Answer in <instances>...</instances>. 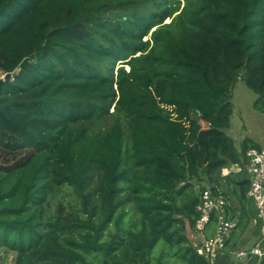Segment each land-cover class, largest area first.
Instances as JSON below:
<instances>
[{"label": "trees", "instance_id": "obj_1", "mask_svg": "<svg viewBox=\"0 0 264 264\" xmlns=\"http://www.w3.org/2000/svg\"><path fill=\"white\" fill-rule=\"evenodd\" d=\"M1 71L0 249L15 264H215L189 230L241 162L226 133L240 73L264 113V0H0ZM250 183L234 182L225 247L249 227Z\"/></svg>", "mask_w": 264, "mask_h": 264}, {"label": "built area", "instance_id": "obj_2", "mask_svg": "<svg viewBox=\"0 0 264 264\" xmlns=\"http://www.w3.org/2000/svg\"><path fill=\"white\" fill-rule=\"evenodd\" d=\"M247 156L248 168L252 174L248 195L255 202L258 217L264 219V149L250 147L247 149ZM227 205L222 191L213 193L207 188L200 195L194 232L197 252L206 258L211 259L225 248L233 227V223L227 218ZM213 214L217 216L216 227L213 233L207 234ZM237 255L241 258L248 255L259 257L264 255V250L259 243L249 250L237 252Z\"/></svg>", "mask_w": 264, "mask_h": 264}, {"label": "rangeland", "instance_id": "obj_3", "mask_svg": "<svg viewBox=\"0 0 264 264\" xmlns=\"http://www.w3.org/2000/svg\"><path fill=\"white\" fill-rule=\"evenodd\" d=\"M6 75L7 73L5 74L2 71L0 72V76L5 77ZM257 97V92L248 86L245 80L244 72L240 73L233 86L232 101L234 104V112L231 120V126L226 130V133L231 136L235 142L239 141L242 138V134L245 133L247 137L255 139L264 149V113L254 107V102ZM215 227V224H211L209 233H213ZM189 233L196 245L195 232L190 229ZM243 242L245 244H242ZM254 242L255 240L252 236V230L242 235L241 240L239 241V243H241V248L238 244L234 246V248H231L234 249L232 251H236L230 256L234 262L233 264H239L236 263L237 260H242L246 264L255 260V258L251 255H248L245 258H241L237 255L238 250L242 248V250H248ZM262 248L264 250V241ZM262 256H259V258ZM15 260V252L9 249H0V264H15ZM211 260L215 264H218L217 253L211 258Z\"/></svg>", "mask_w": 264, "mask_h": 264}, {"label": "crops", "instance_id": "obj_4", "mask_svg": "<svg viewBox=\"0 0 264 264\" xmlns=\"http://www.w3.org/2000/svg\"><path fill=\"white\" fill-rule=\"evenodd\" d=\"M245 138H247V136L245 133H243L242 138L239 141L235 142L239 150V153L241 155V162L230 164L227 167H225L220 172L218 178L216 179V182L218 183L217 185H219L220 183V186H219L220 191H223L227 199V202H228V206H227L228 217L227 218L233 223V227L230 232V235L233 232V228L238 222L239 214L241 212V205L235 193L233 192L234 182H243L244 180H248L251 182V179H252V174L248 168V160H249L247 156L248 148L245 147L244 142H243ZM246 209L249 214V218H248L249 227H247V230L243 232V234L252 230V236L255 240L254 244H252L249 247V249L253 248L256 244H259V243L261 244V247H262V244L264 241V219L261 217H258L255 202L249 195H247ZM209 230L207 234L210 232ZM242 244H245V243L243 242ZM229 246L230 245H227L222 251L217 252L218 264H233L234 263L230 255L227 254V250L232 253L236 251H232L234 249H231V248H234V246L233 247H229ZM238 246L241 248V243H238ZM242 249L238 250L237 252L246 251ZM236 263L246 264L242 260H237Z\"/></svg>", "mask_w": 264, "mask_h": 264}, {"label": "water", "instance_id": "obj_5", "mask_svg": "<svg viewBox=\"0 0 264 264\" xmlns=\"http://www.w3.org/2000/svg\"><path fill=\"white\" fill-rule=\"evenodd\" d=\"M11 76H12L11 73H7V75L5 76V79L8 80V79H10Z\"/></svg>", "mask_w": 264, "mask_h": 264}]
</instances>
